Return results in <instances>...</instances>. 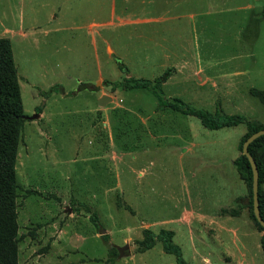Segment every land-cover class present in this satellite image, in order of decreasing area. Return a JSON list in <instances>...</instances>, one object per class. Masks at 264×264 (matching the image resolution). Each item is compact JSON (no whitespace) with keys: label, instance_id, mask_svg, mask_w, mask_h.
Instances as JSON below:
<instances>
[{"label":"rangeland","instance_id":"obj_1","mask_svg":"<svg viewBox=\"0 0 264 264\" xmlns=\"http://www.w3.org/2000/svg\"><path fill=\"white\" fill-rule=\"evenodd\" d=\"M259 2L264 6V0ZM100 3L67 2L65 23L58 32L40 35L34 46L11 42L24 115L38 113L36 108L42 105L38 118L24 120L18 144V264H176L174 255L163 252L160 242L149 250H139L144 229L157 232L171 227L175 230L173 242L190 264L204 263L198 253L209 257L207 264H264L263 232L246 206L238 207L239 213L233 215L231 225L237 235L234 242L227 238L226 246H188L185 232L170 222L184 204L181 191L187 189L182 182L188 176V157L201 162L195 176L189 178L190 192L224 204L225 189L221 190V169L216 162L241 154L245 125L207 129L196 117L157 110L156 97L146 89H112L106 81L125 76L117 66V57L128 67L129 76L151 79L161 74L166 62H142L148 60L146 56L131 52L120 56L117 48L104 54L105 49L101 51L87 33L88 22L101 14ZM19 4L21 0H0V16ZM253 5L251 44L244 42L243 35L241 42L232 41L234 24L239 26L244 12L218 14V9L228 6L220 5L204 15L200 12L206 9L199 8L196 0L188 9L193 18L171 24L172 39L174 44L186 46L190 35L201 59L221 63L219 68L242 65L237 88L227 98H218L216 92L206 89L210 93L204 94L205 103L184 97L190 105L213 113L219 103L224 113H241L263 125L264 107L249 93L251 87L264 89V18L259 16L255 1ZM126 10L133 12L134 8ZM239 53L241 58L230 61ZM174 65L172 74L179 66ZM98 70L101 73L94 79ZM178 84L164 86V95H180L183 91ZM53 85L56 88L49 91ZM184 89L186 93L196 91L193 83ZM103 95L109 100L98 104ZM226 171L237 173L233 165ZM241 180H237L239 184ZM241 183L242 202L247 205L249 190L243 180ZM239 184L226 191L241 193ZM93 213L99 227L91 221ZM113 244H129V248L118 257Z\"/></svg>","mask_w":264,"mask_h":264},{"label":"crops","instance_id":"obj_2","mask_svg":"<svg viewBox=\"0 0 264 264\" xmlns=\"http://www.w3.org/2000/svg\"><path fill=\"white\" fill-rule=\"evenodd\" d=\"M52 1L21 0L19 6L12 5L8 11L0 16V37H8L11 42L16 40L24 47L27 45L34 46L40 40V35L42 34L46 36L51 32H58L61 29L60 25L65 23L64 18L67 16V10L64 9V6L72 0H57L55 3ZM192 1L194 0H120L118 4V0L117 2L112 0L111 8L109 9L108 0L104 2L101 0V14L94 19L91 18L88 22L87 33L94 43H99L101 51L102 48L105 49L104 54L106 55L109 49L114 52L113 48H117L120 56L123 53L129 54V52L139 57L146 56L148 60L142 59V62L162 64L165 61L166 63L161 73L167 68L174 67V63L179 64L176 72L163 83L162 87L169 83L180 82L178 85L183 92L180 95H170L168 97H179L181 99L189 97L191 101L205 103L206 101H203L202 98L207 93L205 90L209 89L214 93L216 92L218 98H227L231 94V90L237 88V78L242 75V65L219 68L218 66L221 63L216 64L215 62L211 63L208 60H202L201 51L197 44L194 43V38L191 40L190 35L187 36L188 42H186V46H183V43H173V27L171 24L178 20L195 16L194 14H189L188 10ZM254 1L257 3L259 16L264 18V6L260 2L258 3L259 0H196L199 8L206 9L205 11L201 10L200 14L208 15L210 13L208 9L220 7V5H223V7L228 6L218 9L216 11L218 14L244 12V14L239 16V26H237V23L234 24L233 33L235 32V34L232 37V41L241 42L243 35L244 42H249L250 44L253 41V15L251 11L254 9ZM126 7H132L134 11L127 12V10L125 11ZM185 7L186 11L183 12ZM247 11L249 12L248 16ZM218 21L221 27L222 21ZM228 22L232 25L230 21ZM189 23L193 25L192 21L187 22L188 25ZM178 39H181V37ZM244 54L246 55V53ZM241 55V53L235 54L230 61L241 58ZM117 61L123 62L119 57H117ZM168 63H171V65H168ZM187 64H189L188 67H186ZM124 65L126 66L125 63ZM100 73L101 71L98 70L94 79ZM125 76L129 75L125 74ZM192 83L196 87V91L186 93L184 88ZM102 97H98V104L103 105L107 102L103 103ZM185 98L183 99L184 101H186ZM186 102L190 103L189 101ZM206 157L205 153H203L202 158L205 159ZM236 157L233 156L228 161L219 159L216 162L221 169L219 172L222 181L221 190L225 189L224 195L226 199L224 204L210 201L208 197L190 192L188 186L192 182L189 178L191 179L195 176V169L199 168L201 162L199 160L197 164V162L190 159L191 157H188L185 162L188 176H184L182 182L185 187L187 185V189L183 187L181 191L184 204L177 215L178 219L172 218L170 222L178 224L182 228L185 232V242L188 246L212 248L226 246L223 243L227 238L233 242L235 241L237 231L231 225L235 217L229 214H218V212L222 208L232 207L233 203L239 204L240 207L245 206V203L242 202L245 198L244 187L241 183L242 180L238 178V172L236 175H231L230 171H226L230 170L232 165L235 168L233 160ZM226 180L233 181L235 185L228 186L225 182ZM237 180H241V186ZM238 184L240 192L242 191L241 193L237 194L234 191L233 194L226 191L229 187L232 189ZM140 192L143 193L142 189ZM164 229L175 232L172 227ZM198 255L201 256L203 264L210 263V259L206 254L198 253Z\"/></svg>","mask_w":264,"mask_h":264},{"label":"trees","instance_id":"obj_3","mask_svg":"<svg viewBox=\"0 0 264 264\" xmlns=\"http://www.w3.org/2000/svg\"><path fill=\"white\" fill-rule=\"evenodd\" d=\"M264 13V10H263ZM118 68L125 74L128 68L123 62L117 61ZM172 75V68H167L155 78H143L124 76L118 81H106L112 89L122 87L125 89H146L157 99V110H172L184 115L193 116L199 119L202 126L207 129L216 130L224 127H232L244 124L246 132L242 136L239 149L241 154L233 160V164L244 183L248 187L249 213L258 229L263 232L261 245L264 250V228L260 225L253 213L252 200V170L245 155L242 154V144L252 133L264 128L255 120L249 119L244 114H226L220 108L215 112L196 108L179 97H168L164 95L163 83ZM53 85L49 91L54 90ZM249 93L258 98L264 107V89L251 87ZM41 112L42 105L36 108ZM25 120L20 94V85L17 69L15 66L12 44L8 37H0V264H18V212H17V175L16 161L18 144L21 138V129ZM248 152L254 159L258 169V208L260 216L264 220V134L254 139L248 145ZM239 204L234 207L222 208V214L237 215ZM91 221L99 227L95 213L91 215ZM174 232L161 228L157 232L151 229H144L142 239L139 241V250L146 251L160 242L165 253L174 255L176 264H190L182 255L180 246L173 242ZM105 239L108 235H103Z\"/></svg>","mask_w":264,"mask_h":264},{"label":"water","instance_id":"obj_4","mask_svg":"<svg viewBox=\"0 0 264 264\" xmlns=\"http://www.w3.org/2000/svg\"><path fill=\"white\" fill-rule=\"evenodd\" d=\"M109 98L105 95H103L102 97V101L103 103H105L106 101H108ZM39 117L38 113H35L31 116H25V119H36ZM264 134V128L252 133L251 135H249L243 142L242 144V154L245 155L250 163L251 166V170H252V200H253V213L255 218L257 219V221L260 223V225L264 228V220L262 219V217L260 216V212H259V208H258V185H259V181H258V169L256 166V163L254 161V159L252 158V156L250 155V153L248 152V145L256 138H258L259 136ZM105 232V231H103ZM112 247L116 248L118 251V257H122L123 254L125 253V250H127L129 248V244H125L123 246H119V245H112Z\"/></svg>","mask_w":264,"mask_h":264}]
</instances>
